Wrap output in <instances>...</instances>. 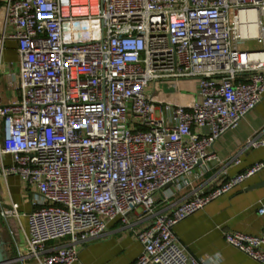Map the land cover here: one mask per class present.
Instances as JSON below:
<instances>
[{
  "label": "built area",
  "instance_id": "built-area-1",
  "mask_svg": "<svg viewBox=\"0 0 264 264\" xmlns=\"http://www.w3.org/2000/svg\"><path fill=\"white\" fill-rule=\"evenodd\" d=\"M7 42L18 60L5 68ZM1 81L12 96L0 103V180L18 176L32 206L10 264H74L111 222L130 226L192 187L216 140L264 100V0H0ZM263 169L224 170L133 230L143 249L132 264H206L175 226ZM22 215L0 197L5 223L22 227ZM225 239L264 263V228Z\"/></svg>",
  "mask_w": 264,
  "mask_h": 264
},
{
  "label": "crops",
  "instance_id": "crops-1",
  "mask_svg": "<svg viewBox=\"0 0 264 264\" xmlns=\"http://www.w3.org/2000/svg\"><path fill=\"white\" fill-rule=\"evenodd\" d=\"M3 59L2 65L5 68L18 60L14 42L6 43ZM256 137L264 140V100L246 115L237 128L216 140L213 146L216 160L195 169L191 179L192 187L178 192L168 201L157 197L154 214L171 212L193 191L209 192L223 178L224 170L228 178L264 161V146L248 145V141ZM236 159L240 160L237 165L234 164ZM24 189L25 184L18 176H10L7 185L0 180V197L6 199L10 196L25 214L20 218L22 227L16 220L7 224L0 218V244L9 259L17 255V246L25 243V234L29 228L27 214L31 212L32 206L24 196ZM261 206H264V169L179 222L174 228L178 243L189 256L203 259L206 264H262L228 244L225 239L226 233L259 235L264 228V215L258 212ZM155 215H145L138 210L131 215L130 226L120 220L111 222L107 235L79 245V258L74 264H132L143 249L133 230L139 231L151 225ZM66 243L58 241L53 245Z\"/></svg>",
  "mask_w": 264,
  "mask_h": 264
},
{
  "label": "rangeland",
  "instance_id": "rangeland-1",
  "mask_svg": "<svg viewBox=\"0 0 264 264\" xmlns=\"http://www.w3.org/2000/svg\"><path fill=\"white\" fill-rule=\"evenodd\" d=\"M242 48L243 49H258L259 46L256 42H247ZM14 60H16V59H14ZM7 91L8 90L6 89L4 82L1 81V83H0V103L4 102L8 98L9 95L12 96V93L7 92Z\"/></svg>",
  "mask_w": 264,
  "mask_h": 264
},
{
  "label": "water",
  "instance_id": "water-1",
  "mask_svg": "<svg viewBox=\"0 0 264 264\" xmlns=\"http://www.w3.org/2000/svg\"><path fill=\"white\" fill-rule=\"evenodd\" d=\"M10 263H11V259L5 256L2 246L0 244V264H10Z\"/></svg>",
  "mask_w": 264,
  "mask_h": 264
}]
</instances>
